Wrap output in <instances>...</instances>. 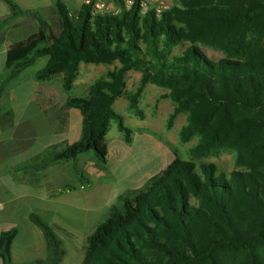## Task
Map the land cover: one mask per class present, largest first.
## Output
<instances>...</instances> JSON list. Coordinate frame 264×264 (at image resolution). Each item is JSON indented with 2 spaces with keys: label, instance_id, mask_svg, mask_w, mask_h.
Returning <instances> with one entry per match:
<instances>
[{
  "label": "trees",
  "instance_id": "1",
  "mask_svg": "<svg viewBox=\"0 0 264 264\" xmlns=\"http://www.w3.org/2000/svg\"><path fill=\"white\" fill-rule=\"evenodd\" d=\"M10 10L16 7L9 1ZM158 17L139 15L136 6L99 14L87 0L70 13L54 1V21L40 15L37 44L22 57L5 63L0 89L40 56L45 64L34 76L43 81L61 73V88L71 86L78 63L110 64L104 77L95 79L86 95L67 96L62 105L81 115L79 136L54 151L53 159H69L91 150L104 169L105 134L110 119L122 140L129 143L131 129L112 108L121 95L126 71H140L137 88L127 95L128 108L137 117L138 97L146 82L169 87L173 102L166 125L180 111L187 123L180 135H199L198 147L231 145L250 157L264 154V139L247 143L245 136L264 129V0H179ZM34 37V36H33ZM188 41L181 51L173 48ZM26 38L24 46L29 44ZM198 43L221 49L212 59ZM259 113L263 119H255ZM244 115L243 118H239ZM259 165V164H258ZM263 170L231 171L227 176L212 163H194L174 156L142 188L118 197L102 220L85 236L78 264H221L219 251L238 255L240 264H264ZM78 172L80 169H77ZM86 184L87 179L79 173ZM63 185L62 191L74 190ZM190 199H193L190 202ZM43 214L28 212L46 242L45 259L12 263L10 242L17 229L0 231L2 264H59L65 250ZM235 263V262H234ZM229 264H233L230 262Z\"/></svg>",
  "mask_w": 264,
  "mask_h": 264
},
{
  "label": "rangeland",
  "instance_id": "2",
  "mask_svg": "<svg viewBox=\"0 0 264 264\" xmlns=\"http://www.w3.org/2000/svg\"><path fill=\"white\" fill-rule=\"evenodd\" d=\"M92 1L107 13L117 5L116 0ZM163 1L168 7L181 6L179 0ZM78 7L70 6V13H74ZM40 16L46 21H54L53 12ZM260 43L264 46V36L261 37ZM188 44V41H182L180 45L173 48V52L181 51ZM198 46L206 56L212 59L225 55L219 48L202 43H198ZM45 62V56L36 58L31 65L21 71V74L16 79H10L2 85L0 89V109L5 114L4 123L11 116L17 120L22 105H34V98H31V101L27 100L29 94L27 87L35 85L33 81L36 82L37 80L34 78V73ZM118 65L117 61H113L110 64L78 63L71 86L66 92L61 88V73L52 75L43 84H49L53 89L55 105H62L64 98L67 96L86 95L89 85L95 79L104 77L108 70H113ZM139 79V70L130 69L126 71L123 77L122 93L114 100L113 105H128L127 95L135 91ZM22 80L24 82L27 81L28 84L20 88L17 82ZM37 83L39 85L42 82L37 81ZM169 89L166 86H158L152 82H146L138 97L137 105H171L173 108V102L166 96ZM166 108L169 112V107L167 106ZM115 110L117 111L118 109L116 108ZM156 111V107L150 110L147 127H143L140 130H131L129 143L122 140L121 133L116 130L115 120L110 119L105 134L107 156L104 169L92 166L98 162L93 157L91 150L78 154L74 163L69 159L57 161L50 159L49 162L51 160L54 162L55 169L56 167L60 168V171L56 172L55 170L56 194L53 199L49 200L48 205L51 212L34 211L30 207H27V210L28 212L33 211L43 214L44 221L50 225L55 234L61 239V246L64 248L65 253L59 264H78L83 254L85 236L90 233L94 224L102 220L108 206L118 204V197L126 192L142 188L174 156L190 161L195 165L202 162L212 163L217 171L223 172L226 176L234 170H249L251 165L263 170L264 154L259 158L250 157L231 145L203 146L200 148L198 147L199 135L197 133H189L186 139H182L180 130L187 123V111L178 112L169 125H166L167 118L166 120L162 118L159 121L158 117H155ZM117 112L122 115L123 122L128 127L127 119H131L130 121L135 119V117L128 114L127 110L123 113ZM252 116L255 119H263L259 113H253ZM243 117L244 115L239 118ZM71 123L72 128L66 131L64 136L56 134L55 143L59 138L65 137L66 143H70L77 138L79 125L74 119L70 121ZM12 132L11 129L3 132L8 136V140L0 143V151H2V156H0L1 165L15 161L20 155L31 154L39 148V143L35 142L23 151H18L20 154L17 153L14 150L15 142H12L10 138ZM244 138L247 143L263 140L264 129L255 130ZM65 142L57 144L54 147V151L61 149ZM77 169H80L79 172ZM81 172L87 179L86 184H82L85 180L80 178L79 173ZM63 185H72L75 189L60 192ZM192 201L193 199H190V202ZM91 210H94V212L91 213ZM20 226L13 242L14 260L30 263L36 259H45L46 249L44 242L41 240L40 234L38 235L36 232L39 229L27 221H23ZM28 242L30 243L29 246L27 245ZM263 253L264 249L260 253V258ZM218 254H220L219 261L221 259V264H229L230 262L240 264L238 255L227 256L224 251H219Z\"/></svg>",
  "mask_w": 264,
  "mask_h": 264
},
{
  "label": "crops",
  "instance_id": "3",
  "mask_svg": "<svg viewBox=\"0 0 264 264\" xmlns=\"http://www.w3.org/2000/svg\"><path fill=\"white\" fill-rule=\"evenodd\" d=\"M9 1L16 7L14 12L10 10L9 3L5 0H0V78L6 72V62L22 57L32 46L37 44L36 40L39 31L38 17L42 14L52 13L55 0ZM61 1L69 10L70 6L78 7L85 0ZM28 37L30 38V42L24 46L23 41ZM22 70L11 79H16ZM37 81L42 83L38 85ZM37 81H33L35 87H27L29 89L27 100L31 101L30 99L34 98V105H22L17 120L11 116L4 123L5 114L0 109V143L8 140V136L3 133L7 129L13 131L10 138L12 142H15L14 150L17 153H19L18 151H23L32 143H39V148L35 152L26 156L20 155L15 161L0 164V231L8 229L11 226H15L17 229L9 247L12 263H23L13 258V242L22 222H30L27 218V207H30L34 211L51 212L48 205L49 200L53 199L56 194L55 170L56 172L60 171L59 167L55 169L54 162H52L53 151L57 144L59 145L66 141L64 137L59 138L55 143L56 134L64 136L65 132L72 128L70 121H73V119L79 125V132L81 125L79 111L76 108L55 105L51 86L43 84L45 80ZM30 82L32 83V81ZM17 83L20 88L28 84L27 81L24 82L23 80ZM137 106L142 112L141 118L131 113L132 111L128 108V105H112V108L115 112L119 111L121 113L127 110L128 114L135 117L133 121L127 119V124H129L131 130H140L143 127H147V120L150 118V110L152 108L156 107L155 117H158L159 121L162 118L166 120L167 115L172 111L171 105ZM167 106L170 109L169 112L167 111ZM116 108L118 109L117 111L115 110ZM65 144L68 143L65 142ZM0 156H2V151H0ZM50 159H52L51 162H49ZM93 212L94 210H91V213ZM30 224L32 223L30 222ZM32 225L35 226L34 224ZM36 232L38 235L40 234L46 249V242L42 232L40 229ZM27 245L29 246L30 243L28 242ZM0 264H2L1 259Z\"/></svg>",
  "mask_w": 264,
  "mask_h": 264
},
{
  "label": "built area",
  "instance_id": "4",
  "mask_svg": "<svg viewBox=\"0 0 264 264\" xmlns=\"http://www.w3.org/2000/svg\"><path fill=\"white\" fill-rule=\"evenodd\" d=\"M116 3L117 5L111 8V13L118 12L120 7L129 9L132 6H136L139 15H145L147 12L151 11L156 17H158L164 10L168 8L167 4L163 0H116ZM93 9L99 14L106 12L101 9L100 6L94 3Z\"/></svg>",
  "mask_w": 264,
  "mask_h": 264
}]
</instances>
